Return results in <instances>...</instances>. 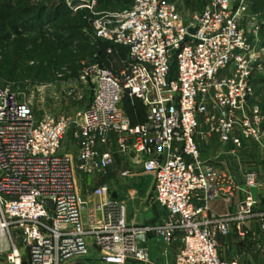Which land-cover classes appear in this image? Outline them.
Returning a JSON list of instances; mask_svg holds the SVG:
<instances>
[{"label": "built area", "instance_id": "1", "mask_svg": "<svg viewBox=\"0 0 264 264\" xmlns=\"http://www.w3.org/2000/svg\"><path fill=\"white\" fill-rule=\"evenodd\" d=\"M83 1L70 11H84L96 41L127 51L126 68L118 76L96 63L82 69L80 82L90 86L92 100L74 123L75 154L61 151L68 119L36 118L23 95L0 87V229L18 234L28 264L92 258L151 264L148 247H137L140 235L164 246L178 244L173 264H238L220 257L218 237L235 232L245 239L252 222L264 232V208L257 211L251 192L257 175L244 173V197L234 212L215 215L196 205L208 198L229 205L237 190L202 158L196 137L202 121L205 133L223 145L264 147V111L251 102L254 80L263 75L264 49L251 35L260 26H242L247 0H206L187 24L170 0H131L117 11ZM125 93L145 107L143 123L131 124L121 106ZM115 156L152 176L153 201L166 212L163 221L134 225L124 201L113 199L100 182ZM78 175L94 181L87 199ZM133 175L126 168L118 180ZM11 249L7 261L21 264L17 248Z\"/></svg>", "mask_w": 264, "mask_h": 264}, {"label": "rangeland", "instance_id": "2", "mask_svg": "<svg viewBox=\"0 0 264 264\" xmlns=\"http://www.w3.org/2000/svg\"><path fill=\"white\" fill-rule=\"evenodd\" d=\"M69 0H0V87H6L23 95L33 109L36 118L44 116L63 117L70 121V126L62 143L61 151L75 154L72 132L77 116L85 110L92 100L90 86L80 82L82 69L92 63L98 54V46L87 20L76 14H63L48 25L24 27L21 24L20 36L12 32L13 25L34 13L33 9L44 5L50 9L67 6ZM175 3L182 21L187 24L192 16L199 12L206 0H171ZM131 0H97L98 9L107 11L122 10ZM30 9V12H25ZM32 9V10H31ZM69 9V7H68ZM70 10V9H69ZM32 11V12H31ZM25 12V13H23ZM255 21L260 27L251 35L258 40V47L264 49V0H247V9L242 15V26L248 31V23ZM27 24V23H26ZM263 72L254 82L258 85V103L264 111V62ZM247 168H252L258 157H243ZM114 172L106 171L99 176L111 190H118L126 206L127 216L134 225H152L166 218V212L157 206L152 197V176L141 174L138 181L134 177L117 179ZM78 188L84 199L92 189V178L78 175ZM90 178V180H89ZM136 178V177H135ZM90 182V184H89ZM94 182V181H93ZM94 184V183H93ZM7 246L14 245L24 264V245L16 233H5ZM11 236V237H10ZM229 242V239L228 241ZM221 254L226 261H237V251L224 241L220 244ZM230 247V248H229ZM12 251V249H11ZM178 251V244L152 249L151 264H173ZM8 251L0 248V264H12L7 261ZM230 257H227V256ZM79 264H85L81 262ZM135 264V263H130Z\"/></svg>", "mask_w": 264, "mask_h": 264}, {"label": "crops", "instance_id": "3", "mask_svg": "<svg viewBox=\"0 0 264 264\" xmlns=\"http://www.w3.org/2000/svg\"><path fill=\"white\" fill-rule=\"evenodd\" d=\"M257 86L258 85L256 82H254L255 98L251 102L261 104L262 101H259L260 97L257 95ZM205 131L206 126L201 121L199 134L196 137V141L199 145L202 158L207 161V163L212 165L217 171L229 177L237 190L234 192V197L229 205L220 198H208L205 201H195V204L206 205L210 212L215 215H224L229 212H234L236 205L244 197V193L242 192L245 190L243 178L244 173L253 170L257 175L258 185L255 189H252L251 192L258 204L257 211H261L264 208V147L251 146L249 149L243 148L242 150H236L230 144L223 145L217 136L207 135ZM248 155H256L258 157V161L253 164L254 166H252V168H247L245 165L246 162H243L242 160L243 157ZM126 168H132L134 172V175L132 176L134 179L132 181L133 183H136L138 181V177H140L143 173L141 171V166L134 164L132 160H124L118 156H115V164L108 171H115V174L119 175V173ZM90 182L92 183L91 180ZM112 192L117 199H121L118 190H112ZM228 239L229 242H227ZM223 241L226 244L228 243V246L237 251L236 259L238 264H264V232L260 229L256 222H252L249 225L245 239H240L235 232L229 235L227 238L222 236L218 237L219 255L223 260L226 261V255L221 254L222 248L220 244L223 243ZM146 246L151 252L152 249H160L164 245H161L154 238H146ZM24 252L26 251L24 250ZM25 255L26 258L24 264H28L27 253ZM227 257L230 256L228 255ZM85 264L102 263L98 262L95 258H92L86 260Z\"/></svg>", "mask_w": 264, "mask_h": 264}, {"label": "trees", "instance_id": "4", "mask_svg": "<svg viewBox=\"0 0 264 264\" xmlns=\"http://www.w3.org/2000/svg\"><path fill=\"white\" fill-rule=\"evenodd\" d=\"M130 4L131 2L125 8H128ZM32 11H34L33 14L28 15V17L27 16L24 17L22 21H19L17 24L13 25L11 30L14 33V35L17 36L21 35L20 34L21 24L25 25L24 27L27 28L29 26L33 28L35 25L36 26L39 25L41 27V25L45 26L50 24L54 19L60 17L63 14L73 15V13L68 9L67 6H61L58 8L55 7L54 9L53 8L50 9L49 7H45L44 5H41L33 9ZM25 12L29 13L30 9H27ZM76 15L79 18H81L82 21H84L83 12H78ZM98 42L100 44L98 46V54L94 56L91 64L96 63L99 66L110 70L114 75L118 76L120 72L126 68L125 62L127 60V51L123 48L113 47V46L111 47V45L102 41H98ZM109 47L112 48L111 53H107V49ZM173 71H174V65H173ZM122 107L132 125L140 124L145 121L146 118L145 107L142 105V103L139 100L129 98L127 93H125Z\"/></svg>", "mask_w": 264, "mask_h": 264}, {"label": "water", "instance_id": "5", "mask_svg": "<svg viewBox=\"0 0 264 264\" xmlns=\"http://www.w3.org/2000/svg\"><path fill=\"white\" fill-rule=\"evenodd\" d=\"M84 3L83 0H69L67 1V4H68V7L71 8V9H74L80 5H82ZM195 32V30L193 29H189L188 30V33L190 35H193ZM112 198L113 199H116V196L115 195H112ZM137 247L139 249H145L146 248V239H145V236L144 235H140L139 238H138V241H137ZM4 257L1 256L0 257V260H2Z\"/></svg>", "mask_w": 264, "mask_h": 264}, {"label": "bare ground", "instance_id": "6", "mask_svg": "<svg viewBox=\"0 0 264 264\" xmlns=\"http://www.w3.org/2000/svg\"><path fill=\"white\" fill-rule=\"evenodd\" d=\"M0 248H4L6 251H9V246H7L6 243V235L1 229H0ZM14 261L16 264H19L18 259L14 258Z\"/></svg>", "mask_w": 264, "mask_h": 264}]
</instances>
